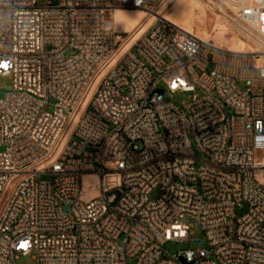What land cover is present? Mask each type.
Instances as JSON below:
<instances>
[{
    "label": "built area",
    "instance_id": "2783aa9c",
    "mask_svg": "<svg viewBox=\"0 0 264 264\" xmlns=\"http://www.w3.org/2000/svg\"><path fill=\"white\" fill-rule=\"evenodd\" d=\"M227 1L252 51L159 18L124 52L156 0H0V264H264V0ZM185 218L208 247L170 256Z\"/></svg>",
    "mask_w": 264,
    "mask_h": 264
},
{
    "label": "rangeland",
    "instance_id": "374dc122",
    "mask_svg": "<svg viewBox=\"0 0 264 264\" xmlns=\"http://www.w3.org/2000/svg\"><path fill=\"white\" fill-rule=\"evenodd\" d=\"M186 1L195 5L197 16L201 17L202 15H204L208 18V22H207V25L205 26L204 32H201L203 33L204 36L206 33L207 34L212 33V35L215 36L216 33L219 32L220 26L222 25V26H225V30L229 38H232L234 36L237 37V39L240 38L239 36L235 34V28L238 25V22L235 20V17L232 15V12H234L233 11L234 8L232 5L228 3L227 0H186ZM176 2L177 0H156L155 10H159V16H161L162 14L170 16L172 12L171 11L172 7L176 4ZM143 11L150 13L145 10ZM220 11L224 13L225 15H227V17L222 15ZM156 22H157L156 19H152L148 23L144 24L134 36L133 42H135L138 38H140L147 31H149ZM194 32L196 34L200 33L197 27L194 28ZM133 52L136 55H138L135 50ZM73 53H74L73 51H70L66 54V56L67 57L71 56L73 55ZM155 77L157 78L158 75L156 74ZM161 87L165 89V86L163 84H161ZM11 89H12L11 79L6 78V77H0V97H4L6 94H9L11 92ZM189 98H190V94L178 92L174 95L167 94L166 102L174 104L182 108L183 105L189 101ZM52 110H53V102H52V106L49 108V111H52ZM4 150L5 148L1 149V151H4ZM197 156L204 159V157L201 156L200 154H198ZM199 166L200 164L198 163L197 168H199ZM98 169L99 167H97V170ZM42 179L53 181L54 176L45 175L42 177ZM159 196H160V190H156L152 194L151 198L156 199ZM246 210L247 208L244 207L243 209H239L237 213L239 215H243L246 212ZM184 223L192 227L191 236H190L191 241L168 242L165 245V250L170 256H174L181 251L199 250L203 248V242H205V246L208 247L205 233L200 229L197 222L194 219L185 218ZM137 262H138V257L130 259L129 264H137ZM16 264H37V262L33 256H26V257H20L17 260Z\"/></svg>",
    "mask_w": 264,
    "mask_h": 264
},
{
    "label": "bare ground",
    "instance_id": "6f19581e",
    "mask_svg": "<svg viewBox=\"0 0 264 264\" xmlns=\"http://www.w3.org/2000/svg\"><path fill=\"white\" fill-rule=\"evenodd\" d=\"M171 11L170 16L164 14L159 16V10L150 11V13L137 8L121 9L116 11L114 13V22L116 27L131 35L130 42L124 52L128 51L135 43L133 42V38L144 24L148 23L152 19H156L157 21L159 18H163L173 23L184 32L192 34L203 41H213L215 45L227 48L230 51L248 52L253 50L250 43L246 42L242 38L238 37L239 39H237L235 36L229 38L226 33L225 26L222 25L220 26L219 32H217L215 36H213L212 33H206L204 36L201 32H204L208 18L204 15L201 17L197 16L195 5L187 2L186 0H177ZM196 27L200 33L196 34L194 32V28Z\"/></svg>",
    "mask_w": 264,
    "mask_h": 264
},
{
    "label": "snow or ice",
    "instance_id": "6c2138e0",
    "mask_svg": "<svg viewBox=\"0 0 264 264\" xmlns=\"http://www.w3.org/2000/svg\"><path fill=\"white\" fill-rule=\"evenodd\" d=\"M6 67V65H4ZM22 247H24V245H21Z\"/></svg>",
    "mask_w": 264,
    "mask_h": 264
}]
</instances>
